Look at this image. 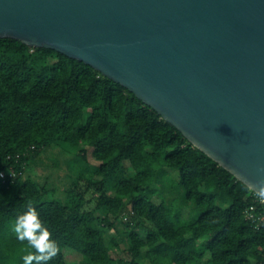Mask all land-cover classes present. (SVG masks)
Wrapping results in <instances>:
<instances>
[{"label":"trees","instance_id":"16d2710c","mask_svg":"<svg viewBox=\"0 0 264 264\" xmlns=\"http://www.w3.org/2000/svg\"><path fill=\"white\" fill-rule=\"evenodd\" d=\"M50 145L78 147L94 171L63 187L26 176ZM2 172L0 264H24L33 251L12 231L29 206L60 244L49 264H67L68 253L75 264H194L206 256L208 264H264V219L247 215L254 206L264 216V202L246 184L92 66L11 38H0ZM159 179H177L197 219L173 221L165 202H154ZM122 243L126 255L112 258Z\"/></svg>","mask_w":264,"mask_h":264},{"label":"water","instance_id":"95a60500","mask_svg":"<svg viewBox=\"0 0 264 264\" xmlns=\"http://www.w3.org/2000/svg\"><path fill=\"white\" fill-rule=\"evenodd\" d=\"M0 38L92 66L248 187L264 180V0H0Z\"/></svg>","mask_w":264,"mask_h":264},{"label":"rangeland","instance_id":"374dc122","mask_svg":"<svg viewBox=\"0 0 264 264\" xmlns=\"http://www.w3.org/2000/svg\"><path fill=\"white\" fill-rule=\"evenodd\" d=\"M64 148L68 147H54L52 145L46 147L37 160L31 164L26 176L40 178L42 184L57 183L63 187L70 183V177L75 173H81L86 169L94 171L96 167L95 161L90 157L92 164L85 165V162L78 156V147H69V151ZM171 174L173 177L177 176L175 172H171ZM176 180L159 179L156 183L159 189L153 200L155 203L165 202L173 221H194L200 215V210L195 202H185L184 190L177 185ZM114 235L115 233L109 230L106 234V239L109 240ZM125 249L126 244L122 243L120 252H111L112 258L124 257L126 255ZM66 258L67 264H75L78 261V256L74 253H68ZM208 261L209 258L206 256L202 261L194 264H208Z\"/></svg>","mask_w":264,"mask_h":264},{"label":"clouds","instance_id":"9594fccd","mask_svg":"<svg viewBox=\"0 0 264 264\" xmlns=\"http://www.w3.org/2000/svg\"><path fill=\"white\" fill-rule=\"evenodd\" d=\"M254 197L264 202V180L249 186ZM12 231L21 242H27L33 249L26 255L24 264H49L61 249L59 242L53 237L48 223L40 218L35 207L29 206L27 211L18 214L13 222Z\"/></svg>","mask_w":264,"mask_h":264},{"label":"built area","instance_id":"2783aa9c","mask_svg":"<svg viewBox=\"0 0 264 264\" xmlns=\"http://www.w3.org/2000/svg\"><path fill=\"white\" fill-rule=\"evenodd\" d=\"M5 173L4 172H2V173H0V177H2V178H4L5 177ZM9 175L12 177V176H14V172L12 171V172H10L9 173ZM247 215H248V218L250 219V220H252L253 222H255V221H263V219H264V216H261V215H259V216H255V213H254V206H251L250 208H249V210H248V212H247Z\"/></svg>","mask_w":264,"mask_h":264}]
</instances>
